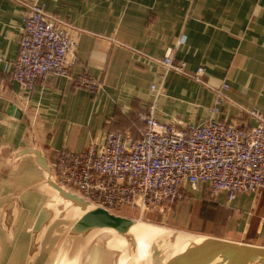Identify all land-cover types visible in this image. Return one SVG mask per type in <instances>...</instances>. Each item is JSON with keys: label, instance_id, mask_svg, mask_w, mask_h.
<instances>
[{"label": "crops", "instance_id": "obj_1", "mask_svg": "<svg viewBox=\"0 0 264 264\" xmlns=\"http://www.w3.org/2000/svg\"><path fill=\"white\" fill-rule=\"evenodd\" d=\"M26 1L45 3L72 23L77 62L70 76L51 74L27 95L11 75L25 7L0 0V264H48L59 199H71L55 186L57 151H83L112 129L130 127L140 137L155 97L151 86L164 78L159 60L167 53L191 71L201 65L205 71L204 80L166 73L156 108L160 121L249 125L255 120L244 108H264V0ZM83 72L103 84L99 92L73 83ZM224 82L229 99L212 113L213 87ZM201 188L188 186V194L213 205V230L196 232L264 245V190L241 191L229 200L226 193L205 197ZM45 209L49 216L35 230ZM191 222L188 217L186 227L193 229Z\"/></svg>", "mask_w": 264, "mask_h": 264}, {"label": "built area", "instance_id": "obj_2", "mask_svg": "<svg viewBox=\"0 0 264 264\" xmlns=\"http://www.w3.org/2000/svg\"><path fill=\"white\" fill-rule=\"evenodd\" d=\"M25 7L23 36L11 75L27 95L51 74L70 76L77 62V41L69 33L67 19L46 9V4L17 0ZM166 73L181 72L204 80V66L187 69L174 54L160 60ZM163 78V80H164ZM162 83H153L154 99L143 114L146 127L136 138L130 127L108 130L101 140L91 141L83 151L61 149L53 162V178L65 190L83 197L93 207L117 214L165 209L188 198V186L205 197L226 193L229 200L241 191L264 190V108H244L254 124L240 125L223 120L165 122L156 117ZM77 87L99 92L103 84L83 72L73 78ZM224 82L213 87L212 113L229 99ZM133 217V216H132Z\"/></svg>", "mask_w": 264, "mask_h": 264}, {"label": "rangeland", "instance_id": "obj_3", "mask_svg": "<svg viewBox=\"0 0 264 264\" xmlns=\"http://www.w3.org/2000/svg\"><path fill=\"white\" fill-rule=\"evenodd\" d=\"M191 197L189 193L185 200H190ZM62 200L59 199L57 205L58 229L50 244L52 251L46 256V259H49L48 264H179L177 257L168 261L167 247H174L177 243L165 234L141 237L136 232L129 231L110 238L107 237L108 232L104 229L77 232L73 229L75 221L93 206L87 202L79 203L74 199ZM191 200L194 202L187 208L181 207L183 201L180 200L164 211L149 210L141 218L132 211H125L124 214L143 221L204 235L205 232L198 233L195 230H213V205H209L212 208L203 205L204 202L206 204L208 202L201 197L199 200ZM188 217L192 220L193 229L186 227ZM153 244H156L157 248L153 249ZM153 258H163V262L158 260L153 263Z\"/></svg>", "mask_w": 264, "mask_h": 264}, {"label": "water", "instance_id": "obj_4", "mask_svg": "<svg viewBox=\"0 0 264 264\" xmlns=\"http://www.w3.org/2000/svg\"><path fill=\"white\" fill-rule=\"evenodd\" d=\"M38 152V151H37ZM42 163L48 165L47 159L38 152ZM49 166V165H48ZM56 188L64 191L59 184ZM65 195L79 203H85L83 197L70 191H64ZM49 216L46 209L41 212L35 224V230L39 229ZM73 229L77 232L86 230L104 229L107 237H113L118 233L138 232L141 237H150L156 234H165L177 244L167 247L169 250L168 261L178 258L179 264H264V245H255L232 239L216 236L191 233L174 227L143 221L139 218L117 214L104 207L87 209L74 223ZM152 248H157L153 244ZM163 258H153V263Z\"/></svg>", "mask_w": 264, "mask_h": 264}, {"label": "bare ground", "instance_id": "obj_5", "mask_svg": "<svg viewBox=\"0 0 264 264\" xmlns=\"http://www.w3.org/2000/svg\"><path fill=\"white\" fill-rule=\"evenodd\" d=\"M137 234H139L138 232H136ZM70 244V243H69ZM69 246V245H68ZM67 249V248H66Z\"/></svg>", "mask_w": 264, "mask_h": 264}, {"label": "trees", "instance_id": "obj_6", "mask_svg": "<svg viewBox=\"0 0 264 264\" xmlns=\"http://www.w3.org/2000/svg\"><path fill=\"white\" fill-rule=\"evenodd\" d=\"M203 205H205V204H203ZM206 206V205H205Z\"/></svg>", "mask_w": 264, "mask_h": 264}]
</instances>
